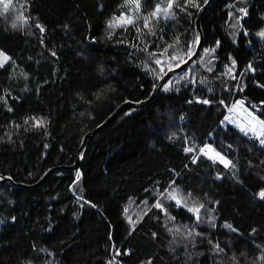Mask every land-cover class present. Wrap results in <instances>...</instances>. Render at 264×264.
<instances>
[{"label": "trees", "instance_id": "1", "mask_svg": "<svg viewBox=\"0 0 264 264\" xmlns=\"http://www.w3.org/2000/svg\"><path fill=\"white\" fill-rule=\"evenodd\" d=\"M123 2L0 13V174L29 185L0 183V264H264V147L225 120L237 97L264 120V0H212L194 60L97 131L78 171L84 135L199 41L206 0H139L113 25ZM206 144L229 165L186 151Z\"/></svg>", "mask_w": 264, "mask_h": 264}, {"label": "rangeland", "instance_id": "2", "mask_svg": "<svg viewBox=\"0 0 264 264\" xmlns=\"http://www.w3.org/2000/svg\"><path fill=\"white\" fill-rule=\"evenodd\" d=\"M24 0H11V3L9 5V9L13 8V9H20V6L23 5ZM140 5V2H139ZM122 6V13L120 15H117L113 20H112V24L113 25H120L123 24L121 23V18H131L133 19L134 15L138 12L139 8L137 9L136 3L134 2V0H124V2L121 4ZM0 13H5L3 11V3L0 2ZM231 27L232 24H231ZM0 52H3L4 54H6L8 56L7 53H5L4 51L0 50ZM174 83L176 82H172L171 86L174 85ZM227 111L228 114L226 115V121L232 123L235 127H237L241 132H243L244 134L251 136L252 138L256 139L260 145H262L264 147V144H261V139H264V120L262 119V117H260L255 111L253 110L252 106L247 104L246 99L244 97H237L233 102H231L230 105L227 106ZM242 129H245L246 131H242ZM192 157L197 153V152H203L206 155L217 159L219 161H221V159H219L218 157H216V153L217 152L211 145L206 144L205 148L204 146L202 147L201 145V149H203V151H201V149L199 148H192ZM220 154V153H219ZM221 157H223L220 154ZM224 161H227L226 158L223 157ZM222 162V161H221ZM224 163V162H222ZM225 164V163H224ZM208 209V207H207ZM207 220L212 221L213 217L211 214L207 215ZM215 222H211L209 224H214ZM216 252L218 254H220L222 256V250L220 251L219 249L216 250ZM244 256V254L242 255ZM261 258V257H260ZM256 264H258L256 262Z\"/></svg>", "mask_w": 264, "mask_h": 264}, {"label": "water", "instance_id": "3", "mask_svg": "<svg viewBox=\"0 0 264 264\" xmlns=\"http://www.w3.org/2000/svg\"><path fill=\"white\" fill-rule=\"evenodd\" d=\"M212 0H206V2L200 7V9L197 12V16L195 19V25L196 28L199 31V41L198 44L196 46L195 51L193 52V54L191 56H189L184 62H182L181 64H179L178 66L174 67V68H170L169 70H167L162 76L161 78L158 80V82L155 84L153 91L151 92V94L146 98L143 99L141 101L138 102H133V101H125L123 103H121L101 124H99L98 126H96L94 129L90 130L89 132H87L84 135L83 141L80 145V147L78 148L77 152H76V157L75 160L76 162L71 166V168H74L78 171H80V162H81V150L83 148H85L89 142V140L91 139V137L99 130H101L102 128H104L110 121H112V119L114 117H116L118 115V113L120 111H122L123 109H125L126 107H141L145 104H147L148 102H150L159 92V90L161 89L162 85L165 83V81L174 73L181 71L182 69H184L191 61L194 60V58L197 56V54L200 51V48L202 46V42H203V32L201 29V23H200V18L205 10V8L208 6V4L211 2ZM59 168H63V166H60ZM52 170V169H51ZM51 170H49L45 175H47ZM44 175V176H45ZM43 176V177H44ZM4 182H9V183H13L15 185H24V186H29L28 184L22 183V182H16L12 177L7 176V175H2L0 174V183H4Z\"/></svg>", "mask_w": 264, "mask_h": 264}, {"label": "snow or ice", "instance_id": "4", "mask_svg": "<svg viewBox=\"0 0 264 264\" xmlns=\"http://www.w3.org/2000/svg\"><path fill=\"white\" fill-rule=\"evenodd\" d=\"M0 2L3 3V11L4 12H8L9 11V5L11 3V0H0ZM134 2L136 3V6H137V9L139 8V0H134ZM169 7H171V4L169 5ZM161 11V9L159 8V6L157 7V11L156 12H153L152 15L153 16H156L159 12ZM163 11L167 12V9H164ZM241 12H244V14L246 15L247 13L245 12L244 9H241ZM121 23H126V24H131L133 23V20L129 17V18H121ZM111 26V25H110ZM13 27H16L15 24H13ZM145 27H148V22L147 20L145 21ZM41 31H44V29L41 27L40 29ZM262 35H264V33H262ZM206 51H214L213 50H206ZM10 59V57H8L6 54H4L3 52H0V67H3V65L8 62ZM157 63H160V61L158 60ZM235 63V62H233ZM204 103H208V101H203ZM242 131H246L245 129H242ZM261 144H264V139H261ZM186 151H192L191 148L189 149H186ZM201 151H203V149H201ZM216 157H218L219 159H221L222 162L225 163V166H228L230 162L228 161H224L223 160V157L220 156L219 153H216L215 154ZM193 162H195V159L193 160ZM79 176H80V173H77V179H79ZM259 196L261 199H264V190H262L260 193H259ZM171 198L172 199H176V196L174 194L171 195ZM180 201L177 200V204H179ZM156 207H161V205L158 203L156 204ZM190 211H199L198 209H189ZM227 227H229L231 229V225H227Z\"/></svg>", "mask_w": 264, "mask_h": 264}, {"label": "built area", "instance_id": "5", "mask_svg": "<svg viewBox=\"0 0 264 264\" xmlns=\"http://www.w3.org/2000/svg\"><path fill=\"white\" fill-rule=\"evenodd\" d=\"M202 147H203V145H202Z\"/></svg>", "mask_w": 264, "mask_h": 264}]
</instances>
